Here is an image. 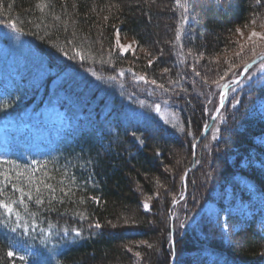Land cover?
I'll return each mask as SVG.
<instances>
[{"label":"trees","instance_id":"trees-1","mask_svg":"<svg viewBox=\"0 0 264 264\" xmlns=\"http://www.w3.org/2000/svg\"><path fill=\"white\" fill-rule=\"evenodd\" d=\"M0 2V25L16 22L37 56L14 79L0 126L8 132L18 122L30 132L49 112L62 128L48 161L0 163V173L33 191L27 207L16 205L27 230L54 238L56 260L40 255L30 264H264V228L255 219L229 243L202 210L224 185L244 199L249 183L264 198V70L254 65L229 89L214 140L204 125L223 89L214 83L220 89L209 97L195 93L204 82L232 83L264 54V43L253 55V43L237 31L264 27V0H181L187 11L175 0H47L43 9L40 0ZM118 37L133 39L138 52L122 53ZM141 74L156 84L138 80ZM156 104L175 110L178 126L152 114ZM33 185L43 204L35 203ZM19 195L9 184L0 199ZM14 221L0 209V264H14L12 236L3 232Z\"/></svg>","mask_w":264,"mask_h":264},{"label":"rangeland","instance_id":"rangeland-1","mask_svg":"<svg viewBox=\"0 0 264 264\" xmlns=\"http://www.w3.org/2000/svg\"><path fill=\"white\" fill-rule=\"evenodd\" d=\"M252 31L264 33V27H262L261 29L256 27H246L244 29H239L238 32L239 34L242 33L241 38L245 37L244 40H249L248 37L250 36ZM17 36L19 35L12 33L11 35L9 34L6 39L0 41V52L2 53L3 58L5 57L10 62L9 68L14 74L17 70H19V68H21L19 67L20 65H24L25 62L29 61V58L27 55L25 56V53L30 54L26 50V43L22 40V38H19L20 36ZM118 39L120 41V44L124 46H131L129 50L125 52L117 45L122 53L138 52L136 42L133 39L124 37H118ZM253 40H255L257 43H264V41H260L256 37H253ZM250 42L252 44V41ZM23 77L24 76H22V78ZM20 80L21 79L19 78V81ZM202 85L204 86L202 90L197 88L195 89V93L200 97H202L203 94H207V97H209L211 93L213 94L215 92V90L220 89L219 87L216 88V86V89H214L213 81H211L210 83L204 82L202 83ZM142 102L143 101H140V103ZM143 103L145 104V102ZM260 105L264 108V100ZM146 106H149V104H146ZM160 107V113L151 111L152 114L159 118L162 123L164 122L172 126H178L180 119L175 110H172L166 104H164L163 106L160 105ZM215 129H220V119H217V121L211 126L210 134L212 140H214L213 135H215L216 139L219 133V131H214ZM39 137L43 139L42 136ZM40 142L41 141H38L36 143ZM6 143L8 142L4 136V133L2 130H0V159H2L8 151V146ZM25 153L26 154L24 155L30 157L32 160L40 159L43 157V150L37 149L35 148V146H31V149H28ZM38 153L39 155H37ZM240 196L241 195H239V193L234 194V190L232 189V187L224 185L223 187L217 188L214 191L212 197H210L209 200H206L202 205V210L204 213L203 215L205 216L204 218L209 219V221L212 222V227H220V230L223 233V237H225V239H227L229 243H238V237L235 234L236 231H238L240 227L245 224L248 217L253 216L255 213H258V219L259 221H261V223H258V225L261 224L262 227L264 225V214L259 215L258 208H255L253 206V203H251V200H249L247 196L244 195L246 197L245 202L241 200ZM148 207L145 208L148 209ZM30 244V241L25 243L22 240L14 243L13 250L11 249V251L16 254L14 257H11L14 264H28L29 258L33 256L36 250L33 246L30 247ZM52 251L53 247H51L46 253L48 254L47 258L51 256ZM20 256H25L26 262L20 261ZM261 260L264 261V257Z\"/></svg>","mask_w":264,"mask_h":264},{"label":"snow or ice","instance_id":"snow-or-ice-1","mask_svg":"<svg viewBox=\"0 0 264 264\" xmlns=\"http://www.w3.org/2000/svg\"><path fill=\"white\" fill-rule=\"evenodd\" d=\"M175 4L178 7H181L182 9L187 11L186 6L181 3V0H175ZM2 6H3L2 2H0V7H2ZM37 6L40 7L41 9L47 7L48 6L47 0H40V3ZM57 19H59V17H57ZM184 19H185L184 17L181 18V22L182 23H183ZM8 26L13 28V29H15L18 32L22 31V29L17 26V23L13 22L11 20L8 22ZM237 31H239V30H237ZM117 36H119L118 32H117ZM253 37L258 38L260 41H264V33L252 31L250 36L248 37V39L250 41H252V43L254 45V47L252 49L253 55H256L255 46H256L257 42L255 40H253ZM176 38L177 39L180 38V33L179 32H177V37ZM116 44L125 52H127L129 50V48L131 47L130 45L129 46H124V45L120 44L119 39L116 40ZM242 47L243 46H241V49H242ZM74 51H75V56L76 57H79L81 60H83L85 58L83 56L81 50L78 49V48H75V46H74ZM64 54L66 56L68 55L67 52H65ZM189 54H191V53H189ZM237 55H239V53H237ZM69 58H73V57H69ZM149 64H151V60L149 61ZM261 69L264 70V61L261 62ZM164 71L167 72L168 69H165ZM121 75H123V73H121ZM196 75H199V72H197ZM136 78L138 80H143L145 83L156 84L155 80L149 81L146 78V76L142 75V74L138 75ZM221 79H224V77L221 76ZM172 83H175V81H173ZM213 83H216L220 88L224 89V91L222 92V94L219 97L218 107L214 108V111L216 112V116H214L213 119H216V118L220 117V115H221L220 110L223 109L224 106H225V100L227 98V87H228V85L227 84H220V82L218 80L217 81H213ZM234 83L239 85L240 81L236 80V81H234ZM158 87L161 88V89H164V85L163 84L158 85ZM164 90L168 91V89H164ZM209 103H211V101H209ZM239 104H240V101L238 99H235V103L233 104V107H235L236 105H239ZM154 109H155V111L157 113L161 112V107H160L159 104L154 105ZM204 128H205V130H207L208 125H204ZM214 131H219V129H215ZM132 135L135 136V132H133ZM213 139H215V135H213ZM0 163H7V161H0ZM0 175H3V177H4L3 180L0 181V193H3L4 189L7 188L9 184H11V188L14 191H16V192H19V194H20L19 197L17 199H15V200L6 201L4 199H0V209H3V214L6 215L9 219H11L13 216L15 217V221L14 222H15L16 227H13L12 231H16L17 228H23V229L27 230L30 227V225L22 223L23 217L21 216L20 211L18 210L16 205L17 204H25V207H27V204H26V201H25V197L27 196L29 199H32L33 198V191L30 189L29 191L25 192V189L23 187H19L17 184H14V183L11 182V177L9 175L4 174V173H0ZM181 180L182 181H186V176L181 177ZM29 183L30 184L32 183L31 177H29ZM33 187H34L35 193H36L35 203L43 204L44 200L41 198L40 187L38 185H33ZM44 187L49 189L50 192H53V193L55 192V189L50 184H44ZM61 191H63V189ZM68 191H71V189H68ZM65 195H67V193H65ZM181 195H183V193H181ZM92 199L95 201L97 198L96 197H92ZM145 207L146 208L148 207V203L147 202H145ZM95 227L100 228L101 225L99 223H97L95 225ZM64 231L67 232L68 229H65ZM79 234L80 233L77 231V235H79ZM140 243L147 245V247H149V248L152 247V245L149 244L147 241H141ZM172 243H173V246H174L175 245V241H173ZM129 251H131V249H129ZM7 255L9 257H14L16 254L14 252H12V251H9L7 253ZM136 255L140 256V253L137 252ZM19 259H20V261L26 262V257L25 256H20Z\"/></svg>","mask_w":264,"mask_h":264},{"label":"water","instance_id":"water-1","mask_svg":"<svg viewBox=\"0 0 264 264\" xmlns=\"http://www.w3.org/2000/svg\"><path fill=\"white\" fill-rule=\"evenodd\" d=\"M261 59H264V55L262 57H260L259 59H256L254 61V63L259 62ZM244 74H245V71H243L242 76L240 77V79L243 77Z\"/></svg>","mask_w":264,"mask_h":264}]
</instances>
